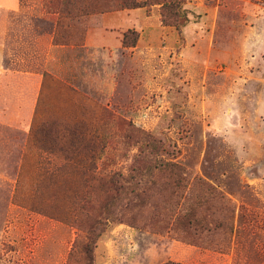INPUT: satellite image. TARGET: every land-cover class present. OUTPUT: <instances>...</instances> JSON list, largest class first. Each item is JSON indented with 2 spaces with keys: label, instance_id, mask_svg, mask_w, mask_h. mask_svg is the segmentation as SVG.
<instances>
[{
  "label": "rangeland",
  "instance_id": "374dc122",
  "mask_svg": "<svg viewBox=\"0 0 264 264\" xmlns=\"http://www.w3.org/2000/svg\"><path fill=\"white\" fill-rule=\"evenodd\" d=\"M43 4L0 6L1 58L43 74L27 126L24 118L16 126L0 122V264H85L81 198L70 195L80 170L28 140L43 122L99 128L103 106L175 147L173 160L191 181L204 179L218 192L210 205L232 208L234 231L210 237L224 248L216 250L155 229L146 217L139 227L112 222L97 242V264H264V0H182L189 20L181 33L162 23L159 4L149 15L140 7L130 18L134 26L112 17L105 27L107 12L94 13L80 25L81 44L54 43L56 16ZM125 9L137 8L108 12ZM90 28L111 41L84 46ZM130 29L140 34L135 47L123 45ZM116 127L105 166L127 172L138 149L124 145ZM44 162L49 171L63 166L60 192L38 180ZM160 180L170 194V181ZM158 188L148 190L145 216L160 199Z\"/></svg>",
  "mask_w": 264,
  "mask_h": 264
},
{
  "label": "trees",
  "instance_id": "16d2710c",
  "mask_svg": "<svg viewBox=\"0 0 264 264\" xmlns=\"http://www.w3.org/2000/svg\"><path fill=\"white\" fill-rule=\"evenodd\" d=\"M43 3L45 11L56 16V44H81L85 30L80 25L94 13L145 7L149 15L151 7L159 4L164 25L175 26L181 33V27L189 20L188 16L182 15V0H43ZM80 31L81 36L78 37ZM139 36L137 30H128L124 34L123 45L135 47ZM102 112L104 122L99 128H88L78 121L54 125L43 122L31 129L28 140L29 144L37 145L45 152L64 156L65 163L80 170L77 177L81 184L78 181V188L73 189L70 195L72 199L81 198L80 214L86 224L87 239L83 244L85 264H97V242L112 222L139 227V221L145 217L155 229L171 230L179 240L199 246L207 243L216 250L224 249L213 246L210 237L219 230L231 235L234 231L233 210L226 205L223 209L210 205V195L216 197L218 194L216 189L204 179L191 181L187 169L173 160L178 150L171 144L116 116L106 106ZM115 127L121 132L119 136L124 145L138 149L127 172L122 168L108 170L105 166V160L112 158L109 154L117 134ZM62 167L49 171L44 162L39 172L38 180L44 182L52 193L60 192L58 188L67 179ZM164 177L173 187L170 194L167 193L168 185L160 180ZM157 184L160 199L151 202L153 209L145 216L148 190ZM197 188L201 189L200 193L196 192ZM162 264L188 263L168 260Z\"/></svg>",
  "mask_w": 264,
  "mask_h": 264
},
{
  "label": "crops",
  "instance_id": "0c3cea01",
  "mask_svg": "<svg viewBox=\"0 0 264 264\" xmlns=\"http://www.w3.org/2000/svg\"><path fill=\"white\" fill-rule=\"evenodd\" d=\"M21 3L22 0H0V6L10 11H18ZM138 9L143 8L104 13L102 15V25L106 27V25L112 24V17H123L126 19L125 26H134L133 20L130 18L134 16ZM147 17L149 16L147 15ZM92 32L93 29L90 28L84 46L106 44L111 41L110 35L104 37L98 32L93 37ZM12 63H14L13 65L16 64V58L5 60L0 56V122L16 126V122H20L24 118L25 120L22 121L26 122L24 125L27 126V120L31 121L35 111L37 98L42 87L43 74L18 70L16 67L11 66Z\"/></svg>",
  "mask_w": 264,
  "mask_h": 264
}]
</instances>
